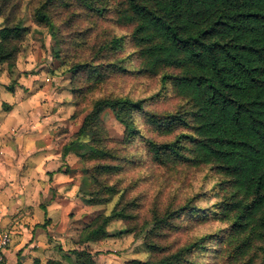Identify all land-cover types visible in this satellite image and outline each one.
Segmentation results:
<instances>
[{
  "label": "trees",
  "instance_id": "1",
  "mask_svg": "<svg viewBox=\"0 0 264 264\" xmlns=\"http://www.w3.org/2000/svg\"><path fill=\"white\" fill-rule=\"evenodd\" d=\"M24 1L0 0V66L11 73L29 34ZM29 1L32 23L55 42L52 58L65 64L76 55L68 68L75 105L90 98L62 158L72 151L84 165L81 189L92 187L86 205L109 211L96 213L76 244L104 240L113 220H136V204L124 202L109 178L133 163L122 152L140 142L150 163L165 172L209 171L213 183L200 199L215 202L200 208L193 198L163 213L153 210L141 226L148 259L125 264H208V251L220 264H264V0ZM102 23L124 34L102 31ZM75 43L82 52L73 51ZM132 76L158 79V91L142 99L103 92ZM169 98L171 110L154 108ZM106 111L123 129L119 148L108 138ZM85 139L86 149L74 148ZM183 218L199 225L211 219L223 228L172 251L154 242ZM70 254V264H96L87 250Z\"/></svg>",
  "mask_w": 264,
  "mask_h": 264
},
{
  "label": "rangeland",
  "instance_id": "2",
  "mask_svg": "<svg viewBox=\"0 0 264 264\" xmlns=\"http://www.w3.org/2000/svg\"><path fill=\"white\" fill-rule=\"evenodd\" d=\"M30 7L31 2L29 0H25L21 6L20 11L26 19L25 26L29 28V34L22 44V50L17 58L14 71L12 73L8 72L5 65L0 66V99L2 98L1 88L6 93L10 92L8 88L12 89L11 93L15 91L19 92L24 89V86L22 87L23 89H19L18 80L23 77L25 79L23 80V84L28 87V84L31 82L29 80L36 75L38 76L36 81L30 84L36 87V91L43 89L42 91L45 93L37 99V102L44 103L49 94L58 93L59 104L62 105V108L60 109L59 118L56 120L59 124L61 121H64L66 127L63 125L61 127L62 130H60V126L56 125L49 134L50 136L54 135L53 138H55L56 134L62 136V139H58L54 144L62 157L64 145L70 141L71 136L78 130L83 118L90 111V98L86 97V100L81 101L79 105H75L76 101L71 94V74L68 68L75 60L76 55L72 53L70 55L72 59L68 60L67 58V63L65 64L62 63L61 59L56 60L52 58L56 50L55 42L49 36L46 29L39 28L32 23ZM2 24L3 20L0 18V27ZM101 30H110L107 32L114 31L117 34H124L123 30L114 28L109 23H102ZM72 49L75 52H82L77 43L74 46L72 45ZM62 50H66L65 46ZM62 56H64L63 53ZM158 89V79H142L138 76H132L127 77V79L126 77L118 78L114 80V83L106 84L103 87V92L107 93L110 91L116 94H128L134 99H142L156 93ZM174 104V100L169 98L155 104L154 108L159 111H169L174 107ZM9 109L10 106L2 102L0 113H6ZM45 112H38V115L42 114L41 116H44L50 114L48 111ZM23 113L19 112V117L23 120L20 123L22 127L15 130V133L26 134L29 129V123L33 122L34 124L35 122L33 116L36 113L34 111L28 113L29 117L25 112ZM102 120L108 133V138L112 142L111 144L119 148L120 146L117 142H120L122 139V127L114 120L113 115L109 111L103 113ZM46 126H50L49 122ZM155 138L160 142L170 139L158 136H155ZM86 143V139L82 140L74 148L84 150L86 149ZM122 154L133 163H126L122 171L116 176L110 177L109 181L111 184H116L124 193V202L136 204L132 212L137 218L129 225L122 220H113L107 227V237L102 241L88 243L83 246L74 244L78 250L90 252L96 264H125L132 259L141 261L148 259V254L143 243L144 233H142L141 226L150 219V214L153 210L163 213L167 208L175 209L181 207L193 198L194 204L200 208L210 207L215 202L214 200L205 201V199H200V195L207 191L213 183L212 175H208L207 173L209 171L201 169L184 175L180 174V172L177 174L165 172L150 163L140 142H135L132 147H129ZM68 155L72 156L74 162H76L75 166L80 173L79 175L81 176L82 173L83 176L84 165L80 162V159L72 151L65 157ZM82 178L86 177L83 176ZM91 189L92 187L87 186L83 190L85 193L83 191L80 192L83 199L87 198L88 193L86 192L91 191ZM88 207H90L87 211L88 214L82 215V229L91 221L96 213L109 211L106 206ZM177 225L178 229L165 232L163 237L154 238V242L172 251L192 242L196 237L204 234H213L223 228L221 223H216L211 219L206 224L199 225L197 223H190L186 218H183L177 222ZM129 228H135V232L133 234L126 232ZM64 247L68 250L71 249V242L67 241ZM68 253H71V251H68ZM210 253L211 251H208V264H220L219 262L216 263V260L211 257ZM64 263L69 264L71 261L67 262L64 260Z\"/></svg>",
  "mask_w": 264,
  "mask_h": 264
},
{
  "label": "crops",
  "instance_id": "3",
  "mask_svg": "<svg viewBox=\"0 0 264 264\" xmlns=\"http://www.w3.org/2000/svg\"><path fill=\"white\" fill-rule=\"evenodd\" d=\"M23 80H18V88L24 86L25 91L6 93L1 88L0 106L2 102L10 106L0 113V231L11 238L6 264H45L49 260L65 264L64 260L72 261L68 251L78 250L74 244L82 230V215L90 208L80 195L83 176L72 156L62 158L54 146L62 136L49 134L56 125L60 130L65 125L56 120L62 108L58 93L39 103L43 89L36 91L31 82L26 87ZM31 111L36 113L34 124L29 123L26 134L15 133L22 127L19 112L28 116ZM45 111L50 114L38 115ZM67 241L72 245L69 250L64 247Z\"/></svg>",
  "mask_w": 264,
  "mask_h": 264
},
{
  "label": "built area",
  "instance_id": "4",
  "mask_svg": "<svg viewBox=\"0 0 264 264\" xmlns=\"http://www.w3.org/2000/svg\"><path fill=\"white\" fill-rule=\"evenodd\" d=\"M11 243L10 235L0 231V264H6V251Z\"/></svg>",
  "mask_w": 264,
  "mask_h": 264
}]
</instances>
